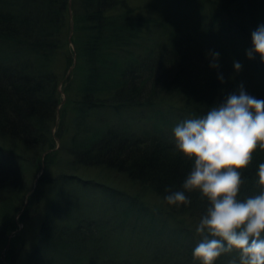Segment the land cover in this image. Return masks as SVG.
<instances>
[{"label":"trees","instance_id":"16d2710c","mask_svg":"<svg viewBox=\"0 0 264 264\" xmlns=\"http://www.w3.org/2000/svg\"><path fill=\"white\" fill-rule=\"evenodd\" d=\"M124 1L0 0V248L9 242L5 253L9 264L15 262L21 236L17 233L7 239L16 223L28 217L26 210L37 207V184L32 191L28 175L34 177L42 170L38 183L56 186V198L54 202L52 191V205L23 264H139L124 255H138L130 250V239L137 234L146 249L154 252L151 259L159 258L164 234L174 242L163 244L159 254L164 256L167 246L174 245L173 249L182 250L177 264H199L192 256L197 244L191 239L193 233L186 227L164 226L175 217L198 221L207 206L196 192L186 193L191 199L188 206L176 208L164 201L165 189L181 190L192 166L176 149L172 129L223 103L241 84L249 95L264 100V62L259 54L253 53L252 59L247 55L253 48L252 32L264 24V0H197L201 19L194 20L192 32L189 21L183 23L190 29L186 34L204 38L198 42L190 36L179 40L175 30L154 15H133ZM205 5L210 9L207 13L201 10ZM117 6L121 10L113 13ZM163 31L164 36L171 35L169 44L174 49L159 52L160 45L144 46ZM157 40L168 44L163 38ZM68 42L73 50L68 49ZM198 45L207 52L197 50ZM136 48L142 52L135 54ZM214 53H219L218 60ZM57 56L64 59L66 69L72 67L64 82L69 85L66 103L73 117L72 123L66 121L53 133L60 103L61 80L54 69ZM234 62L242 65L240 71ZM213 63L219 67H212ZM105 110L119 118L115 127L104 122L105 126L80 139L86 133L80 128L87 115ZM135 115L144 118L148 127L137 121L126 123ZM64 127H72L71 136L64 137ZM62 152L76 162L113 169L139 184L141 191H151L158 199L156 211L163 209L165 217L150 212L123 190L63 171L50 175L53 160ZM260 163H264V150L258 148L243 172L242 195L259 192L255 172ZM72 183L80 188L100 187L116 208L118 219L111 234L100 222L96 227L99 238L106 239L99 251L90 249L94 241L81 227L79 214L68 213V203H63L67 185ZM64 213L69 222L59 228L57 220L62 221L59 214ZM94 215L86 216V221H96ZM126 233L129 245L123 249ZM179 237L184 240L179 242ZM221 263L220 258L215 262Z\"/></svg>","mask_w":264,"mask_h":264},{"label":"clouds","instance_id":"9594fccd","mask_svg":"<svg viewBox=\"0 0 264 264\" xmlns=\"http://www.w3.org/2000/svg\"><path fill=\"white\" fill-rule=\"evenodd\" d=\"M251 37L248 58L256 53L264 62V24ZM218 58L214 53V60ZM234 68L240 71L242 65L234 62ZM172 135L176 149L192 166L181 190L165 189V203L188 206L191 199L186 193L193 192L207 202L195 227L199 241L193 258L199 264H215L235 252L238 255L229 264H264V163L255 172L259 192L242 195L243 172L257 149L264 150V100L249 95L241 84L206 114L177 123Z\"/></svg>","mask_w":264,"mask_h":264},{"label":"rangeland","instance_id":"374dc122","mask_svg":"<svg viewBox=\"0 0 264 264\" xmlns=\"http://www.w3.org/2000/svg\"><path fill=\"white\" fill-rule=\"evenodd\" d=\"M121 1V0H119ZM124 1V0H123ZM125 4L133 9L132 14H139L141 16H148V15H154L156 18L161 19L168 27L175 30V33L177 34V37H179V40L182 38L185 39V36H190V34H186L190 29L192 30V25L194 24V20L201 19L198 15V6L199 3L197 0H125ZM200 6V5H199ZM208 5H205L201 8V10H204V13L208 12ZM121 9L117 6L112 12L118 13ZM210 10V9H209ZM232 15L236 13L234 9L230 10ZM227 18H230L228 14ZM226 17V16H224ZM235 20L237 22H240L238 15H234ZM188 20L190 23V29L187 31L185 29V24L183 23V20ZM195 20V21H196ZM179 34V35H178ZM191 37V36H190ZM159 38H163L167 40L168 44L165 42L164 44H160V42L157 40ZM171 35L164 36V31L157 34H154V37L151 41H148L146 44H144L145 47H149L150 45L153 46L155 44L160 45L162 48L159 50L161 52L162 49H174L169 44V40L171 39ZM71 37L69 36V41ZM204 39L200 36H194L191 37V40L194 42H198L199 40ZM193 43V42H192ZM190 42V44H192ZM179 44V42H178ZM169 45V47H168ZM69 50H73V45L71 42H68L67 45ZM197 50L206 53L205 47L202 45L196 47ZM139 51L137 48L135 49L134 53L137 54ZM72 68V67H71ZM71 68L66 69L65 61L62 57L57 56L54 61V69L57 73L59 79L61 80L58 84V97H59V105L57 106V111L55 114V120H54V127L52 129L53 133L57 131V128L59 125H62L63 123H72L71 119L73 117L72 112L69 109L68 103H66V89L69 86L68 83L64 82V79L68 77ZM70 90H72V86H70ZM166 108L164 107L163 110ZM99 114V115H98ZM98 115V116H97ZM134 116V114H132ZM147 116L146 113H143ZM122 119V118H121ZM119 121V118L117 116L114 117L113 114H110L108 111L105 110L104 113H95L90 112V114L87 115V117L84 119V124L81 126V130L86 131L85 135L80 137V139L91 135L93 131L100 129L101 126H105L104 122H110L108 125L109 127H115L113 123ZM134 121L139 122L140 126H146L148 127L149 123H146V121L139 118V115H135V119H127L126 123H133ZM66 123V124H67ZM69 125V124H68ZM62 132H64V137H69L73 133L72 127H64L62 128ZM88 134V135H87ZM57 147L59 146V143L57 142ZM69 160V161H68ZM66 162V163H65ZM64 164V165H62ZM43 171V170H42ZM42 171H39L35 174L34 177H32L30 174L28 175V178L31 180L32 184V191L35 188L37 184L38 193L35 196V202L37 203V207L35 209L26 210V214L28 217L24 219V221H20L16 223V229L11 232V234L8 237V241L15 236L17 233L21 236V241H18L17 244L20 249H18L17 257L15 259L14 264H23L26 257L28 256L30 250L33 248V245L37 242V236L39 233L40 225L42 222L45 221L46 216L49 212V206L52 205L50 200L52 197V191L54 194V202H55V192H56V186L51 185H42L38 183V180L42 174ZM50 175L57 174L60 171H63L64 174L68 175H74L76 177H79L82 180H91L93 182L97 183H103L110 187L123 190L128 193L129 196H135L137 197L138 202L144 203L146 208L150 212H156L157 216L165 217L164 210L162 211L159 209L156 211V208L159 206L157 197L147 189L145 191H141V186L139 184H136V182H131L128 180L123 174L115 172L113 169H109L107 167H100L96 165H86L84 163H79L74 160L73 157L68 156V152H62L60 154H57L55 159L52 162ZM97 189H91V188H80L77 184L72 183L71 186L67 185L66 189V197L63 199V203H68L65 207L68 209V213L73 210V215L79 214V218L83 221V224L81 227H83V230L87 233V235L91 234L92 241H94V249L90 248L92 251H99L100 246L103 245L101 248H104V245H106V239L105 241H102L101 238H99L100 231L96 228L99 227V222L101 224H104L105 231L109 229V233L111 234V228L115 225L116 220L118 219V215L116 212V208L113 204H111L110 198L108 199L105 194L100 190V187H96ZM88 209V210H87ZM118 209V207H117ZM119 211V210H118ZM25 212V211H24ZM97 215V220L93 223H88L86 221L85 217L89 215ZM62 218L61 220H57V227H62V225H66L69 222L67 220L69 217L66 216V214H59ZM96 215H94L96 217ZM19 215L16 217L18 218ZM185 216V215H184ZM100 217V218H99ZM134 218V216L132 217ZM99 220V221H98ZM198 221L195 219H191L187 217V220H185V217L183 218H177L175 217V220L172 222L171 220L167 221V224L164 225L165 227H186L189 229L193 236L191 239L193 241H196L198 243L199 237L195 233V227L197 225ZM73 225V224H72ZM160 226V225H159ZM88 229V230H87ZM83 233V232H82ZM109 234V235H110ZM121 236H124L123 232H119ZM126 237H123L121 240V247L123 249L127 248L129 245L128 240V233H126ZM84 235V233H83ZM116 236H119L116 234ZM120 237V236H119ZM180 238V237H179ZM177 239V238H176ZM97 240H100L97 242ZM179 242L181 240H184V238L178 239ZM23 242V244H22ZM131 244L133 245L131 252L133 251L138 252V255L136 254H124L125 257H130L133 261H138L139 264H177V257L182 253V250L173 249L174 245H168L167 249L169 251L166 252V254L163 256L162 254H159L161 252V248H163V244H173L174 240L170 239L167 241V238L164 234H161V240H159V250L158 257L155 259H151V255L154 254L152 250L149 248L146 249L147 245L145 242L142 241V239L139 238V235L137 234L134 239H130ZM92 245V244H87ZM177 245V244H175ZM5 246V247H4ZM3 248H0V264H9V262L6 261L5 253L8 249L9 242L4 245ZM18 248V247H17ZM164 249V248H163ZM237 253H231V254H225L220 257L221 264H229V260L232 259L233 256H237ZM141 256V257H137ZM137 257V258H136ZM177 258V259H176Z\"/></svg>","mask_w":264,"mask_h":264}]
</instances>
